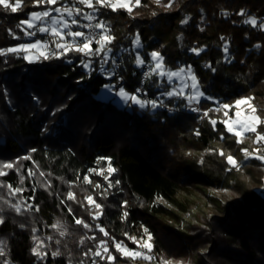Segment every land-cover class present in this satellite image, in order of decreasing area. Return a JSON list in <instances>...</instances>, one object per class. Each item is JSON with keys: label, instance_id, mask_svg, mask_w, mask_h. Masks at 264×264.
<instances>
[{"label": "trees", "instance_id": "trees-1", "mask_svg": "<svg viewBox=\"0 0 264 264\" xmlns=\"http://www.w3.org/2000/svg\"><path fill=\"white\" fill-rule=\"evenodd\" d=\"M54 6L23 0L16 13L0 8V49L25 43L20 21ZM95 15L115 37L111 55L122 63L119 71L127 80L122 87L130 93L140 84L144 66L135 64L137 53L151 64L149 54L157 51L168 70L191 66L205 96L200 102L204 110L255 97L264 117V28L244 22L255 18L264 24V0H140L131 13L100 8ZM137 34L141 48L132 43ZM87 59L69 53L28 63L22 54L0 55V170L5 173L0 176V217L5 221L0 224V241L5 242L0 264H160L167 258L264 264V164L245 160L240 151L262 147L253 143L255 134L237 144L223 124L213 129L209 118L223 120L218 113L202 119L185 100L161 95L174 86L163 88L165 78L156 76L144 88L163 106L141 109L131 102L120 107L113 100L101 101L97 96L104 85L116 79L98 72L99 58H93L96 70L86 71L80 61ZM57 121L63 124L58 133L47 134L45 124ZM228 155L236 158L239 170H229ZM7 163L12 168H5ZM108 165L116 170L110 177L113 186L97 188L102 178L90 170ZM85 176L92 182L86 183ZM212 187L233 194L226 198ZM17 188L23 191L13 196ZM70 191L74 200L65 199ZM87 196L101 208L89 205ZM19 201L33 207L24 205L30 210L18 214L12 205ZM97 212L101 215L94 219ZM74 217L89 227L77 225ZM57 222L60 227L53 228ZM144 229L151 235L153 258L133 259L116 251L114 241L137 251L130 237L142 243L148 239ZM105 239L112 262L92 255ZM40 241L38 251L48 253L43 259L32 251Z\"/></svg>", "mask_w": 264, "mask_h": 264}, {"label": "snow or ice", "instance_id": "snow-or-ice-1", "mask_svg": "<svg viewBox=\"0 0 264 264\" xmlns=\"http://www.w3.org/2000/svg\"><path fill=\"white\" fill-rule=\"evenodd\" d=\"M155 3L160 4L161 0H154ZM60 3V0H34L35 5L41 4H48V5H56ZM131 0H69L68 3L63 4L60 7L49 8L45 11H33L29 14V18L26 20L20 21L17 25L21 31L24 32V35L27 37H35L37 33L46 34L47 36L51 37V40L46 39H36L34 42L30 43H23L19 44L15 47H10L8 49H0V55L6 54H22V58L27 61L28 63H39L42 61L50 60L52 58H63L67 56L69 53H76L78 55L87 57V60H81V65L86 68L90 69L93 65V58H99V72L102 74H107L109 79L115 75V69L119 67L117 64L116 58L113 53L112 47L110 45L115 40V37L110 34V29L108 28L107 24L104 20H97V16L95 13L99 11L100 8H107L111 9L113 12L117 10H127L131 13L132 8L130 6ZM136 5L140 4V0H135ZM76 4L83 5L89 9L90 12H84L82 8L77 7ZM23 5V0H0V8H2L5 12H12L16 13L18 10H21ZM166 9L170 7V5L164 6ZM55 12L56 15L52 13ZM155 14V13H154ZM243 15V12L240 13ZM88 21L86 24H81L80 20L77 17H81ZM67 17V19L65 18ZM96 20V23H92V21ZM187 21H182V23H186ZM245 23H250L253 27L257 26L256 19H250L244 21ZM76 29H88L89 31H81V30H74ZM261 28H264V24L260 25ZM223 39V38H222ZM136 48H140L141 41L140 37L137 34L135 40L132 42ZM93 44L96 45L93 48ZM54 46V49H53ZM192 51L199 54L198 49H193ZM225 51H227V47H225ZM151 58V66L149 67L148 71L144 73L146 78L151 79L153 76L166 78L167 82L171 85L174 81H176L180 87L176 88L173 87L171 90L167 92H162L161 95L167 96L169 98L172 97H179L187 102L189 106L196 104L199 105L201 102V98L204 97V93L199 89V82L197 77L192 72L191 66H188L187 69L181 67L175 71L168 70L164 64L163 56L157 52L153 51L150 54ZM111 60L112 68L109 70L105 66L109 64ZM135 64L137 66H143L145 64V59L141 58L140 54L138 53L135 58ZM96 69H93L95 71ZM215 71V69H213ZM122 80L123 78L120 77ZM191 81L190 83L188 81ZM106 89H113L115 85L108 84L104 85ZM188 90V91H186ZM141 92L140 88H137L134 92L129 93L126 91L124 87H119L117 93L121 99H123L126 103L129 101L132 104L138 105L141 109L150 107L151 109H156L157 107L163 106V101L158 102L157 99H142L139 95ZM146 95V93H145ZM255 97H242L235 100L234 104H227V103H219L218 107L215 109H207L204 111V117L209 116V112H223V116L225 119L217 121L216 119L209 118L210 124L213 126V129H216L217 123H221L224 125V130L236 137V143L242 144L244 142V138L247 134H255V139L253 140L254 144H261L264 142V132L259 131L261 125H264V117L259 114V109L252 103ZM244 106V108H242ZM235 108V112L233 113L232 117H229V111ZM193 111H198L197 108H192ZM197 135L199 133L197 132ZM221 139H224L223 133L221 134ZM251 139V137H247ZM240 151L243 153L244 159H259L264 161V155H261V149L255 148L251 152L248 148H241ZM255 153V155H254ZM220 155L224 156L223 150L220 151ZM227 163L231 168H236L239 170V163L235 157L232 155L227 156ZM5 168H12L11 163H7L4 165ZM95 171V170H90ZM116 170L114 168H109V175L104 176L105 180L109 179V176ZM5 173L0 170V176H3ZM33 173L29 171V175ZM101 175L103 172L101 171ZM43 176V173H40ZM84 180L88 183H91L89 177L85 176ZM116 184H119L120 181L116 180ZM113 185L110 182L108 187L111 188ZM10 187V186H9ZM97 188L101 187V185L97 184ZM23 189H15L11 194L14 196L17 192H22ZM35 192V189H33ZM29 199L34 200L35 196L29 197ZM66 200H74L75 194L71 191L68 192ZM89 205H94L96 209H100L101 205L96 203L95 199L92 196H87L85 198ZM61 203H64L62 200ZM127 202H125L126 205ZM12 207L14 210L19 213L22 211L21 204H13ZM28 208H32V204L27 205ZM38 211V207L36 208ZM69 213L71 214V208L68 209ZM101 215L100 212H97L94 219H98ZM125 216L127 213L124 214ZM74 221L77 225H83L84 228H88L89 225L84 223V221L80 218H75ZM5 221L2 217H0V224H3ZM53 228H59V222L57 224L52 225ZM99 231L103 233L104 237H108L109 233L103 228L97 226ZM36 230L33 229V232ZM145 233L148 235V240H151L150 233L147 232V229H144ZM60 235H64V232L61 231ZM39 238L33 236V240H38ZM50 239V237H49ZM95 239V237H93ZM134 243H137L138 248H144L148 251H151V244L147 241L140 243L136 241L135 237H130ZM43 245V241H40L36 247L32 249L33 254L36 255L38 258L43 259L48 255L47 252L38 251ZM114 246L117 252L121 253L124 257L129 258H137L142 257L144 259H151L149 256L143 255L140 251L130 250L127 248L123 242H115ZM5 242L0 241V257L5 255L4 252ZM91 252V249H89ZM102 253L107 254L105 257ZM60 253L53 252V256H57ZM85 255H88L86 252ZM93 256L99 257L100 259H107L109 262L115 260V257L109 252L108 242L107 240H100L96 245V251L92 253ZM6 264V262H5Z\"/></svg>", "mask_w": 264, "mask_h": 264}, {"label": "rangeland", "instance_id": "rangeland-1", "mask_svg": "<svg viewBox=\"0 0 264 264\" xmlns=\"http://www.w3.org/2000/svg\"><path fill=\"white\" fill-rule=\"evenodd\" d=\"M69 2V0H60V3H58V5H55L56 7H60V6H62L63 4H65V3H68ZM55 6H54V8H55ZM76 6L77 7H80L79 6V4H76ZM83 6V5H82ZM82 6L80 7V8H82ZM130 6H131V8H133L134 6H135V2L133 1V0H131V3H130ZM83 9V8H82ZM45 11V10H44ZM83 11H84V9H83ZM86 12V11H85ZM53 15H56V13L55 12H53L52 13ZM82 17V16H81ZM81 17H79V20L81 19ZM66 19H67V17H65ZM78 19V18H77ZM250 19H253V18H249V19H247V20H250ZM255 19V18H254ZM256 21H257V27H259L260 26V24H259V21L256 19ZM81 24H86V22H80ZM74 30H81V31H85V29H83V28H80V29H76L75 27H74ZM86 32V31H85ZM47 37H49V36H47L46 34H40V33H37V35L35 36V37H27V36H25V43H30V42H34L36 39H45V38H47ZM94 45V44H93ZM141 45H142V43H141ZM96 47V46H95ZM94 46H93V48H95ZM142 47V46H141ZM140 47V48H141ZM138 54V53H137ZM139 54H140V56H141V58H143V55H142V53H140L139 52ZM144 59V58H143ZM106 68H108L109 70H111V68H112V66H110L109 64L108 65H106L105 66ZM86 69V68H85ZM93 69H96V67H95V60L93 59V65H92V68H90V69H86V71H88V72H92L93 71ZM185 69H187V68H185ZM98 70V69H97ZM173 71H175V70H173ZM98 72H99V70H98ZM100 74H102L101 72H99ZM102 75H105L106 77H107V74L105 73V74H102ZM160 79H162V78H160ZM198 80V79H197ZM189 83L191 82L190 80L188 81ZM199 82V81H198ZM162 83H163V85H162V87L164 86L165 87V85H167L168 84V82H167V80H166V78H165V80L164 79H162ZM108 84H112V85H115V83L113 84L112 82H110V83H108ZM108 84H106V85H108ZM171 85H173L174 87H176V88H179L180 87V85L176 82V81H174L173 82V84H171ZM163 87V88H164ZM125 89H126V91L127 92H129L128 91V89L126 88V87H124ZM199 89H200V91H202L201 90V87H200V84H199ZM117 90H118V88L116 87V85H115V87L113 88V89H111V90H109V89H106L105 87H103L102 88V90H101V92L98 94V96H97V99H99V100H101V101H105V102H107V101H110V100H113L117 105H119L120 107H125V106H127L128 104H129V102L128 103H126L123 99H121V97L118 95V94H116L117 93ZM186 91H188V90H186ZM130 93V92H129ZM205 97V96H204ZM204 97L203 98H201V100L202 99H204ZM252 103L255 105V103L252 101ZM131 105H133V104H131ZM242 108H244V106H242ZM145 109V108H144ZM236 110H235V108H233V109H231L230 111H229V117H232L233 116V113L235 112ZM213 112H215V111H213ZM216 113H218L220 116H221V118L222 119H225V117L223 116V112L221 111V112H216ZM61 125H63L62 124V122H60V121H57L56 123H48V124H45V129H46V133L47 134H49V135H56L57 133H58V128L59 127H61ZM45 129H43V131L45 130ZM51 130H53L52 132H53V134H51L52 132H51ZM246 138V137H245ZM244 138V139H245ZM259 145H261L262 147H258V148H260L261 149V152H260V154L261 155H264V142H262L261 144H259ZM254 155H255V153H254ZM263 162V164H264V161H262ZM109 168H113L111 165H108V166H106L104 169H92V170H95V171H91L93 174H95L97 177H100V178H102V180L99 182V185H101V187H99V188H103V186H104V184H109L110 182H111V179H110V177L113 175V173H115V172H113L112 174H111V176H109V179L108 180H105L104 179V176H108L109 175ZM264 168V167H263ZM264 170V169H263ZM101 171L103 172V174L101 175L100 173H101ZM91 180V179H90ZM92 182V181H91ZM86 183H88V182H86ZM104 183V184H103ZM107 188V187H106ZM105 188V189H106ZM112 188V187H111ZM212 191H214V192H216V193H218L219 195H221V196H225L226 198H230L231 197V195L233 194L232 192H230V191H228L227 189H218V188H213L212 187ZM17 203H19V204H21V207H22V211L21 212H19L18 214H20V213H23V211H25V210H30V209H26V205H25V202H17ZM27 204V203H26ZM26 207H25V206ZM142 241V243L143 242H145V241H147L148 243H150V241L148 240V239H143V240H141ZM151 244V243H150ZM151 247H152V249H153V245L151 244ZM201 254L203 253V251H201L200 252ZM102 255H106V254H102ZM192 260H193V258L189 261V263H187V259H174V258H167V259H163L162 260V262L160 263V264H193V262H192Z\"/></svg>", "mask_w": 264, "mask_h": 264}, {"label": "built area", "instance_id": "built-area-1", "mask_svg": "<svg viewBox=\"0 0 264 264\" xmlns=\"http://www.w3.org/2000/svg\"><path fill=\"white\" fill-rule=\"evenodd\" d=\"M98 20V18H97ZM97 21L94 20L92 21V23H96ZM86 23H88V21H86ZM85 31H89L88 29H85ZM46 40H51V37H47L45 38ZM53 49H54V46H53ZM117 64L119 65L118 68L115 69V75L112 76V78H115L116 79V82H115V85L117 87H121V86H124V84L127 83V80L125 78L124 75L121 74V72L119 71L120 67L122 66V63L120 61H117ZM151 66V64L149 62H146L141 70V77H140V84H138L135 88V90L137 88H140L141 89V92L139 93L140 97H142L143 99H154L152 98L149 94H147V92L145 91V88H144V85L146 83V81L148 80V78H146L144 76V73L146 71H148L149 67ZM120 77H122L123 79L121 80ZM146 93V95H145ZM192 108H197L199 109L198 111H193ZM188 109L190 112H192L193 114L201 117L202 119H205L206 117H204L203 113H204V109L202 108L201 104L199 105H196V104H193L191 106L188 105ZM152 247H151V251H148L147 249H144V248H139L137 251H140L141 253H143V255L145 256H149L151 258H153V254H152Z\"/></svg>", "mask_w": 264, "mask_h": 264}]
</instances>
